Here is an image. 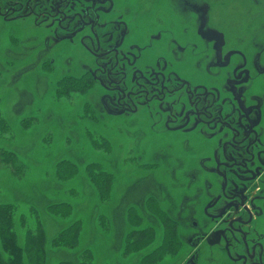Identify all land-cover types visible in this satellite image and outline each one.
<instances>
[{
    "label": "rangeland",
    "instance_id": "obj_1",
    "mask_svg": "<svg viewBox=\"0 0 264 264\" xmlns=\"http://www.w3.org/2000/svg\"><path fill=\"white\" fill-rule=\"evenodd\" d=\"M113 1L102 32L116 34L121 30L116 21L125 22L130 43L147 47L146 38L158 29L183 21L173 11V0ZM204 1L211 4L209 25L227 32L234 47L252 38L245 49L252 61L259 59L264 0ZM256 37L260 49L254 46ZM185 38L191 41V36ZM88 62L78 43L57 41L32 21L11 27L0 23V111L9 123L7 134L0 136V154L11 150L26 165L18 176L0 159V203L17 206L21 241L19 218L25 215L34 228V209L47 234L43 264H81L90 253L89 264H231L223 249L228 241L235 257L244 255L241 235L220 225L224 221L214 209L209 210L214 218L205 213L213 197L207 185L214 176L205 171L212 168L214 143L196 131L168 132L149 114L144 116L154 122L144 124L107 115L100 106L101 92L87 73ZM255 82L264 85V76L257 75ZM61 90L69 95L58 97ZM65 160L75 164L79 174L58 181L57 166ZM91 164L114 179L108 202L100 200L87 175ZM65 202L72 206L68 218L47 212L51 204ZM74 224L80 226L76 248L50 247L54 237ZM5 252L0 239V253Z\"/></svg>",
    "mask_w": 264,
    "mask_h": 264
},
{
    "label": "flooded vegetation",
    "instance_id": "obj_2",
    "mask_svg": "<svg viewBox=\"0 0 264 264\" xmlns=\"http://www.w3.org/2000/svg\"><path fill=\"white\" fill-rule=\"evenodd\" d=\"M173 1L183 21L158 29L146 38L147 47L127 41L125 22L116 21L121 28L116 34L102 32L113 0H0V23L11 27L32 21L57 41L78 43L89 58L87 73L107 115L138 124L154 122L152 117L168 132L206 135L215 150L212 168L205 171L214 176L207 185L213 197L205 213L214 218L209 214L214 209L224 221L220 225L243 238L245 254L238 257L232 243L225 242L231 264H264V148L259 149L264 147V85L255 82L257 75L264 76V47L252 61L244 44L252 38L234 47L227 32L209 25L211 4ZM257 39L254 46L260 49Z\"/></svg>",
    "mask_w": 264,
    "mask_h": 264
},
{
    "label": "trees",
    "instance_id": "obj_3",
    "mask_svg": "<svg viewBox=\"0 0 264 264\" xmlns=\"http://www.w3.org/2000/svg\"><path fill=\"white\" fill-rule=\"evenodd\" d=\"M75 82L69 80L68 84L73 85ZM68 86V85H67ZM68 91H59L58 97L68 96ZM31 124L27 122L26 126ZM9 130V123L3 117L0 111V136H5ZM0 139H2L0 137ZM4 140V139H3ZM1 162L4 165L11 166L13 172L21 176L25 171L26 165L22 163L18 154L15 152L2 149L0 154ZM56 171V178L58 181H67L74 179L79 170L77 166L68 161H62ZM98 165L91 164L86 169L87 175L91 182L98 191V196L102 202L110 201L114 189V179L111 174L101 170ZM35 224L34 228L28 226L27 217L21 215L19 218V225L23 232L24 242L21 241V233L16 228L15 216L17 212V206L12 203H0V239L5 249V254L0 253V264H43L45 256L47 254L46 241L47 234L43 224L41 223L40 216L34 209ZM72 206L69 203L51 204L47 207V212L54 217L68 218L71 214ZM79 225L74 224L72 227H68L62 230L56 237L50 242L52 248H76L80 243L79 240ZM91 254V253H90ZM87 255L81 264H89L92 259V255Z\"/></svg>",
    "mask_w": 264,
    "mask_h": 264
}]
</instances>
